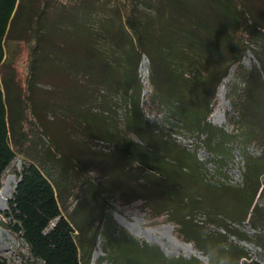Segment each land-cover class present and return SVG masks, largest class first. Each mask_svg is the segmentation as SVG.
I'll return each instance as SVG.
<instances>
[{
	"label": "rangeland",
	"instance_id": "rangeland-1",
	"mask_svg": "<svg viewBox=\"0 0 264 264\" xmlns=\"http://www.w3.org/2000/svg\"><path fill=\"white\" fill-rule=\"evenodd\" d=\"M125 1L50 0L47 6L41 4L40 16L31 20L38 31L21 33L17 28L4 43L15 84L24 90L30 86L31 104L40 109V121L52 129L56 147L70 149L82 164L93 159L100 162L102 173L89 176L108 192L105 196L111 217L131 236L157 246L168 259L181 257L209 264L207 249L196 244L195 231L166 223L165 218L157 220L137 196L128 197L135 188L132 176L125 171L129 165L149 172L156 185L151 190L152 201L159 203L160 194L164 197L174 184L180 189L175 199L183 192L185 197L192 195L207 205L190 213L192 228L215 236L225 233L219 225L226 226L237 235L228 242L237 243L247 257L240 264H264V248L256 245L261 228H252L249 220L253 206L264 205V170H259L260 189L255 196L245 195L243 190L244 155L258 157L259 151L249 145L243 151L239 147L231 150L229 157L210 154L205 131L187 128L180 117L165 114V108H173L191 122L200 117L206 101L207 122L223 129L231 109L228 98H236L248 87L237 72L258 74L242 97V115L258 129L257 134L264 135V0H234L235 4L225 0H133L134 19L148 55L139 59L133 33L120 9ZM22 4L26 8L28 0ZM244 23L251 25L250 33L240 30ZM42 34L46 36L44 47L42 52L31 54L36 67L33 80L25 87L29 49ZM241 35L249 50L239 69L237 38ZM142 57L145 74L140 72ZM226 78L220 94L219 86ZM155 94L165 108L146 100L147 96L155 99ZM28 118L38 119L34 115ZM181 152L187 156L182 157ZM14 164L21 166L19 160ZM7 178L11 179V191L4 204L0 201L1 211L7 208L17 183L9 172L2 187ZM95 207V200L86 195L76 219L85 217L94 228ZM209 210L218 222L208 216ZM125 224L150 240L130 232ZM2 225L0 219V260L43 264L31 259L25 244ZM119 240L124 260L148 264L149 250L145 252L127 239ZM176 240L184 247L179 248ZM99 244L97 238L92 264L103 256ZM186 245H192L200 258ZM222 262L226 261L216 258L215 264Z\"/></svg>",
	"mask_w": 264,
	"mask_h": 264
},
{
	"label": "trees",
	"instance_id": "trees-1",
	"mask_svg": "<svg viewBox=\"0 0 264 264\" xmlns=\"http://www.w3.org/2000/svg\"><path fill=\"white\" fill-rule=\"evenodd\" d=\"M49 1L28 0L25 8L22 4L23 0H0V77L3 86L0 89V188L9 172L17 180L6 203L7 208L4 211L0 210L2 226L25 244L31 259L43 264H92L97 238L100 239L99 247L103 256L96 261V264H139L123 259L118 247L120 238L138 244L145 252L149 250L148 264H202L197 259L186 260L181 257L168 259L159 252L157 246L144 243L117 225L110 215V204L106 201L105 194L108 192L103 191L100 185L94 184L89 176L90 173H102L100 162L93 159L87 164H82L78 158L70 154V149L58 148L53 144L50 135L52 129L40 121L38 112L40 109L31 104L33 93L30 86L27 87L31 83L30 80H33L32 71L36 67L35 57L31 54L35 51L42 52L45 35L42 34L40 39L38 37L33 49H29L30 59L25 86L28 89L24 90L20 85L15 84V72L7 63L8 57L3 59L4 54H7L3 49L4 43L17 28L21 33L23 30L36 33L38 27H34L31 20H36L40 16L41 4L47 6ZM217 1L236 3L234 0H213V2ZM120 9L133 33L136 56L139 59L142 54L147 55V53L146 44L142 41V34L139 33L134 19L133 0H126L121 4ZM241 11L244 16L245 12L242 8ZM249 26H251L249 23H244L240 30L250 33ZM86 41L88 42L87 38ZM237 45L239 53L236 58L240 69L249 45L244 43L242 35L237 38ZM5 69L7 70L4 71ZM237 73L241 79H245L248 87L240 91L236 98H228L231 109L227 114L226 127L223 129L211 126L207 122L209 116L204 114L206 101L200 117L187 122L178 111L165 108L156 94V100L151 96H147L146 100L150 105L156 101L160 103L159 105L168 109L165 112L167 117L172 118V114L180 117L185 127L205 131L208 136L206 145L210 154L229 157L231 150L239 147V150L243 151L244 148L253 145L254 149L259 151V155L258 157L244 155L243 174L245 195L249 194L253 197L260 189L259 170H264V135L257 134L258 129L243 117L242 97L248 90L252 77L257 76L258 79V74L249 73L246 76L243 72ZM30 115L38 119L31 121L28 118ZM72 128L75 126L73 125ZM180 155L187 156L183 152ZM17 160L21 164L20 167L14 164ZM155 167L158 168V164ZM125 171L132 176L135 186L128 197L137 196V200L145 204L147 212L157 220L165 218L166 223L195 231L196 244L207 249L209 264H215L216 258L229 264H240L242 259H247L237 243L228 242L229 237L237 235L231 234L226 226L219 225L218 227L225 233L218 232L215 236H207L198 227V229L191 227L188 220L190 213L207 207L206 203H201L192 195L187 198L183 192L178 199H175L177 190L180 189L174 184V189L168 190V194L164 193L166 200H163V193L160 192L161 200L156 203L151 200V190H154L156 185L148 177L149 172L133 168L131 165L127 166ZM145 173L146 175H143ZM86 195L96 203L93 215L97 219V224L94 228L90 226L91 220L85 217L76 219L82 210L83 197ZM207 213L218 222L219 219L214 212L209 210ZM247 216L246 213L244 221ZM249 220L252 228L257 229L260 226V233L256 235V245L264 248V205L260 207L254 205ZM238 240L244 241L242 238ZM0 264L7 263L0 260Z\"/></svg>",
	"mask_w": 264,
	"mask_h": 264
},
{
	"label": "bare ground",
	"instance_id": "bare-ground-1",
	"mask_svg": "<svg viewBox=\"0 0 264 264\" xmlns=\"http://www.w3.org/2000/svg\"><path fill=\"white\" fill-rule=\"evenodd\" d=\"M140 72L143 73V74H145V72H146V61H145L144 57H142V59H141ZM226 81H227V78L224 79L222 84L219 86L220 87L219 88V93L220 94H222L224 92V88L225 87L223 86V83L226 82ZM10 184H11V179L7 178V180L4 183V186L0 188V201L3 204L5 203V201L10 196V191H11V185ZM125 226L129 229L130 232H132V233H134V234H136L138 236L145 237L144 235L140 234L139 232H136L135 230L130 229L127 224H125ZM145 238L150 240L149 237H145ZM175 244L178 245L179 248L180 247H184V244L178 242L177 240H176ZM186 247H188V249L191 250V254L192 255H195V256L200 258V256L193 250L192 245H190V246L186 245Z\"/></svg>",
	"mask_w": 264,
	"mask_h": 264
},
{
	"label": "crops",
	"instance_id": "crops-1",
	"mask_svg": "<svg viewBox=\"0 0 264 264\" xmlns=\"http://www.w3.org/2000/svg\"><path fill=\"white\" fill-rule=\"evenodd\" d=\"M8 57V55L7 54H4V57H3V59H5V58H7ZM1 88H3V86H2V80H1V77H0V89Z\"/></svg>",
	"mask_w": 264,
	"mask_h": 264
},
{
	"label": "clouds",
	"instance_id": "clouds-1",
	"mask_svg": "<svg viewBox=\"0 0 264 264\" xmlns=\"http://www.w3.org/2000/svg\"><path fill=\"white\" fill-rule=\"evenodd\" d=\"M202 264H204V262H202ZM222 264H226V262H222Z\"/></svg>",
	"mask_w": 264,
	"mask_h": 264
}]
</instances>
